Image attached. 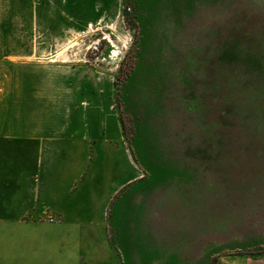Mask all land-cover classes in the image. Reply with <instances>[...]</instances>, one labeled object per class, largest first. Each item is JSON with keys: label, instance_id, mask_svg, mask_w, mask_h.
I'll list each match as a JSON object with an SVG mask.
<instances>
[{"label": "rangeland", "instance_id": "rangeland-1", "mask_svg": "<svg viewBox=\"0 0 264 264\" xmlns=\"http://www.w3.org/2000/svg\"><path fill=\"white\" fill-rule=\"evenodd\" d=\"M3 75L0 124L54 80L52 148L108 201L85 248L0 227V264H264V0H0ZM31 145L0 138V189Z\"/></svg>", "mask_w": 264, "mask_h": 264}, {"label": "crops", "instance_id": "crops-1", "mask_svg": "<svg viewBox=\"0 0 264 264\" xmlns=\"http://www.w3.org/2000/svg\"><path fill=\"white\" fill-rule=\"evenodd\" d=\"M42 79L39 83L43 85L41 89L27 86L23 98L16 101L28 110L23 117L26 122L0 124V138H14L32 144L29 150L31 156L18 154L14 159L17 164H29V172L25 170L14 177L8 176L13 180L11 184L14 188H8L7 192L0 189V227L53 222L62 228L81 232L79 240L74 242L85 248L88 241L104 239L100 232L105 224L104 208L108 200H105V196L101 200L96 199L94 184H97V178L88 176L85 179L80 175L81 171H77L75 159H69L62 148L53 150V142L69 140L66 136L70 134V129L63 126L54 129L52 126L50 119L53 118L55 105L54 90L50 86H54L55 82L48 77ZM8 81V75L0 76V83ZM17 83H20L19 77ZM57 134L61 136H54ZM5 177L1 175L0 178ZM2 196H7L9 200ZM97 206L99 208L95 210ZM94 227H99V231ZM76 260L83 264L86 256L82 255Z\"/></svg>", "mask_w": 264, "mask_h": 264}]
</instances>
